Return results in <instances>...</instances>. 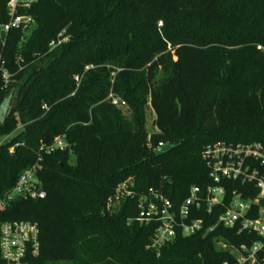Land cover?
Returning <instances> with one entry per match:
<instances>
[{"label":"trees","instance_id":"obj_1","mask_svg":"<svg viewBox=\"0 0 264 264\" xmlns=\"http://www.w3.org/2000/svg\"><path fill=\"white\" fill-rule=\"evenodd\" d=\"M8 1L0 0V29ZM18 12L34 23L0 38L12 74L9 88L0 81V107L10 98L0 137L11 135L0 148V196L37 161L45 195L16 198L0 211V224L37 223L30 262L232 264L217 241L254 238L221 225L178 232L158 252L148 248L156 223L134 219L136 197L161 188L178 205L190 186L210 183L201 158L207 143L264 144V0H36ZM109 94L125 105H113ZM56 136L70 148L40 150ZM159 143L177 146L157 156ZM128 178L136 196L105 210Z\"/></svg>","mask_w":264,"mask_h":264},{"label":"built area","instance_id":"obj_2","mask_svg":"<svg viewBox=\"0 0 264 264\" xmlns=\"http://www.w3.org/2000/svg\"><path fill=\"white\" fill-rule=\"evenodd\" d=\"M35 1H8L9 19L0 29L2 42L10 29L25 30L33 25L32 15L18 11L20 8L28 9ZM60 34L56 40L50 42V47L61 42ZM17 61H21L20 56ZM4 64L0 53V81L2 88L7 89L12 82V74ZM74 79L79 81V76ZM108 98L113 105H125L123 100L112 94ZM43 107L46 108L45 105ZM10 136L0 137V148ZM162 145L164 144L159 143L154 150ZM14 146H10L8 151L12 152ZM39 148L50 154L56 150L69 149L70 145L64 136H56L51 143H42ZM201 158L210 183L204 187L190 186L187 196L178 205H174L161 188L149 187L136 197L138 214L134 219L143 224L156 223L148 248L158 252L178 232L189 236L200 231L209 232L216 225H221L234 229L236 234L245 233L254 238L249 243L238 245L217 241L220 248L229 250L233 255L232 264H264V144L259 141L216 140L203 147ZM39 167L37 161L19 174L15 183L0 196V211L7 209L16 198L44 197L45 192L40 189L35 176ZM131 187L130 178L119 183L107 198L105 210L113 211L123 200L135 197L136 193ZM200 212L202 216L193 218ZM204 219H215V222L205 225ZM38 237L39 228L36 222L3 221L0 224L2 264H33L29 258L38 254ZM222 264L228 262L224 261Z\"/></svg>","mask_w":264,"mask_h":264},{"label":"water","instance_id":"obj_3","mask_svg":"<svg viewBox=\"0 0 264 264\" xmlns=\"http://www.w3.org/2000/svg\"><path fill=\"white\" fill-rule=\"evenodd\" d=\"M9 99L10 98H7L0 107V124L2 123L5 112L9 106ZM176 146H177L176 144H171V143L164 144L155 150V154L157 156H161L163 154L168 153L171 149H173Z\"/></svg>","mask_w":264,"mask_h":264},{"label":"rangeland","instance_id":"obj_4","mask_svg":"<svg viewBox=\"0 0 264 264\" xmlns=\"http://www.w3.org/2000/svg\"><path fill=\"white\" fill-rule=\"evenodd\" d=\"M157 25L160 27L162 25V22L159 20L157 21ZM229 49H227L228 51ZM228 61V59H227ZM152 119H153V112L152 110L149 108V106L146 108V124H147V129L149 132H151L153 130L152 128ZM59 264H63V263H59Z\"/></svg>","mask_w":264,"mask_h":264}]
</instances>
